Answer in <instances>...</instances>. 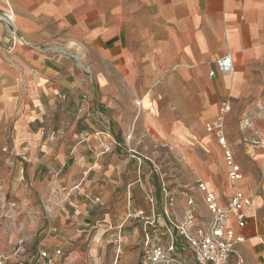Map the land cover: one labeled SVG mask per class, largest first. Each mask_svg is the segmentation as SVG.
<instances>
[{
	"label": "crops",
	"instance_id": "0c3cea01",
	"mask_svg": "<svg viewBox=\"0 0 264 264\" xmlns=\"http://www.w3.org/2000/svg\"><path fill=\"white\" fill-rule=\"evenodd\" d=\"M8 6L22 40L9 53L0 38V132H12L0 137V146L13 148L14 154H3L9 162L58 169L47 178L46 195L64 211L48 249L71 243L74 232L79 244L57 264L138 263L144 225L128 214L144 209L151 216V195L161 212L164 196L150 186L133 139L126 146L136 157L126 147L129 154L103 152L106 142L126 141L137 123L176 147L222 208L236 189L254 197L245 208L247 226L238 229L234 215L229 223L245 234L250 264H262L264 147L255 142L264 139V0H0L1 10ZM52 44L78 59L37 47ZM227 54L234 70L224 74L217 60ZM225 100L224 134L243 171L237 182L229 177L217 129L207 128ZM200 193V200L189 197L203 218L196 217L192 232L210 218ZM164 223L162 216L158 229L165 233Z\"/></svg>",
	"mask_w": 264,
	"mask_h": 264
},
{
	"label": "built area",
	"instance_id": "2783aa9c",
	"mask_svg": "<svg viewBox=\"0 0 264 264\" xmlns=\"http://www.w3.org/2000/svg\"><path fill=\"white\" fill-rule=\"evenodd\" d=\"M14 20V12L10 6L6 9H0V38H6L5 49L9 53H12L15 45L22 40ZM37 47L44 52L67 54L78 59L77 54L58 44ZM84 69L91 76L90 69L88 67H84ZM217 69L224 74L231 73L234 70V61L231 54H227L217 60ZM214 73V71L211 72L212 75ZM90 80L94 86L92 76ZM60 96L65 98L66 94H60ZM229 109L230 103L226 100L223 101L218 116L207 123V128L208 130L217 129L219 142L225 149L226 160L230 166L229 177L232 181L237 182L243 178V171L228 147L223 129L224 116ZM97 111L100 115H104L99 107ZM95 133L99 135L100 132ZM131 139L132 135L128 134L126 141H115L113 144L106 142L103 144V152L126 147L136 157L133 149L130 146H126V143H130ZM255 143L264 147V139ZM198 188L204 194V201L210 212V218L196 232H192L190 229L193 221L198 216L195 201L192 198L188 199L189 210L185 221L182 224H173L168 212V204L169 201H172V197L165 184L162 186L164 201L161 212L157 210V201L151 195V216L145 214L144 209L128 214V219L143 222L144 225L143 264H230L233 256L236 259L235 264H245L238 247L246 240V236L239 230H235L229 222L231 216L234 215L238 229H243L247 226L248 217L246 216L245 208L252 204V196L240 189H236L229 200L227 208H222L217 194L205 182L199 181ZM95 201L99 202L100 198L96 197ZM162 216H165V223L162 225L165 228V233L164 230L162 232L158 229L159 219ZM164 234L166 237H164ZM27 251L25 240L22 238L15 245V258L10 259L1 255L0 264H57L58 258L64 254L63 248L60 247L54 250L42 248L29 259L23 257Z\"/></svg>",
	"mask_w": 264,
	"mask_h": 264
},
{
	"label": "rangeland",
	"instance_id": "374dc122",
	"mask_svg": "<svg viewBox=\"0 0 264 264\" xmlns=\"http://www.w3.org/2000/svg\"><path fill=\"white\" fill-rule=\"evenodd\" d=\"M89 132L92 133L90 130ZM11 134L10 131L0 132V137L3 135L9 137ZM130 135L135 141L139 154L145 158L146 172L151 180L150 186L155 187L157 197L160 199L162 186L165 184L172 197V201L168 204L170 218L173 224H182L185 221L186 200L189 197L200 200L197 195L200 193L197 178L190 172L184 158L171 143L159 140L153 132L148 135L138 123L132 127ZM122 151L129 154L124 149ZM7 153L14 154L13 148L0 146V256L15 258L16 241L23 238L28 249L23 257L31 259L40 249L49 248L47 238L55 235L61 224L60 210L64 211L63 207H60L58 201L51 200L50 196L46 195L47 178L55 176L58 169L52 163L35 165L29 161L9 162L3 157V154ZM5 178H8L4 186H8L7 190L3 188ZM201 199L203 201V196ZM51 206L54 209L49 211ZM95 206H98V203ZM208 212L204 209L205 217ZM197 213L199 220L202 221L201 211L197 209ZM72 225H74L72 218H67L66 226L70 228ZM127 226L128 224L126 227L122 226L123 231L128 228ZM201 227L203 224L199 223L197 229ZM68 239L71 243H61L64 259L69 256L73 247L78 246L79 233L74 232ZM258 248L260 260H263L264 244H259ZM238 249L245 264H250L251 258L243 248V244H240ZM235 260L233 256L230 264H235ZM114 262L109 260L108 264ZM142 262L143 252L137 264H143ZM88 264H93L92 259H88ZM118 264H122L121 259L118 260Z\"/></svg>",
	"mask_w": 264,
	"mask_h": 264
},
{
	"label": "bare ground",
	"instance_id": "6f19581e",
	"mask_svg": "<svg viewBox=\"0 0 264 264\" xmlns=\"http://www.w3.org/2000/svg\"><path fill=\"white\" fill-rule=\"evenodd\" d=\"M254 204V198H253V203L251 204V206Z\"/></svg>",
	"mask_w": 264,
	"mask_h": 264
}]
</instances>
